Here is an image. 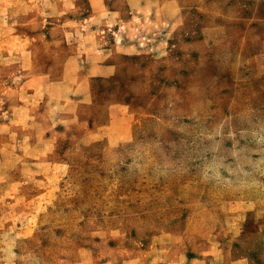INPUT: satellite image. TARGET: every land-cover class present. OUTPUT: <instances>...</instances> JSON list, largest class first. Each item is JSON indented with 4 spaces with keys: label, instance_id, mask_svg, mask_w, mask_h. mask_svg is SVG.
Listing matches in <instances>:
<instances>
[{
    "label": "rangeland",
    "instance_id": "374dc122",
    "mask_svg": "<svg viewBox=\"0 0 264 264\" xmlns=\"http://www.w3.org/2000/svg\"><path fill=\"white\" fill-rule=\"evenodd\" d=\"M0 264H264V0H0Z\"/></svg>",
    "mask_w": 264,
    "mask_h": 264
}]
</instances>
